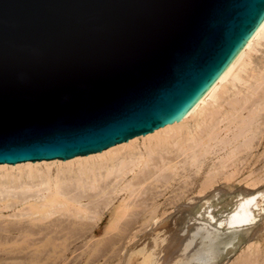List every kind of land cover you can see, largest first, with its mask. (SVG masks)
<instances>
[{"label":"water","instance_id":"obj_1","mask_svg":"<svg viewBox=\"0 0 264 264\" xmlns=\"http://www.w3.org/2000/svg\"><path fill=\"white\" fill-rule=\"evenodd\" d=\"M263 20L264 0H0V163L179 121Z\"/></svg>","mask_w":264,"mask_h":264},{"label":"bare ground","instance_id":"obj_2","mask_svg":"<svg viewBox=\"0 0 264 264\" xmlns=\"http://www.w3.org/2000/svg\"><path fill=\"white\" fill-rule=\"evenodd\" d=\"M261 40H264V20L235 59L179 121L100 151L63 160L0 163V216L6 217L7 213L4 215L3 211L10 208L13 210L11 217H16L12 221L17 224L9 230L39 226L48 233H54L73 228L83 236L89 228L88 233L93 235L103 215L112 212L104 236L88 242L93 246L91 248L100 247L103 253L112 252L103 259L107 264L122 248L127 251L118 256L119 261L115 258L113 262L216 264L224 249H229V246L233 249L240 241L241 237L237 236L239 230H248L227 227L244 225L250 214L264 209L260 205L264 202V189L247 193L249 195L245 197L238 193H224L227 197H222L224 202L221 204L216 202L220 198L219 188H214L220 179L224 183L230 182L245 164H255H251V158L257 157L255 151L264 150V45ZM260 43L263 49H255L261 46ZM253 50H260V55L251 58ZM209 100L212 103L208 104ZM221 128L225 135L219 137ZM212 151L217 153L216 157L213 155L216 161L213 158L208 160L206 175L201 182L198 181L197 193L203 195L199 203L181 204L168 218L164 212L158 215L157 205L164 194L174 192L168 196L172 203L181 199L194 181V178L189 181V172L193 169L191 175L194 176L203 170L204 163L210 159H206L207 154ZM252 174L254 170L242 179L245 185L253 187L264 183V173ZM174 185L178 192L172 189ZM190 211L193 212L188 220L192 225L186 224L183 218ZM148 227L153 230L151 246L147 247L144 241L130 245L131 240ZM134 229L136 231L132 233ZM177 230L183 234L182 240L173 244ZM126 238L129 240L123 246ZM46 241L47 245H54L51 240ZM257 245L254 250H251V245L246 246V256L242 253L238 257L241 260L239 264L264 263V260L259 262V258L256 260L254 257L255 253L259 254Z\"/></svg>","mask_w":264,"mask_h":264},{"label":"rangeland","instance_id":"obj_3","mask_svg":"<svg viewBox=\"0 0 264 264\" xmlns=\"http://www.w3.org/2000/svg\"><path fill=\"white\" fill-rule=\"evenodd\" d=\"M261 43H263L262 45H264V40H261ZM261 43H260V45H261ZM262 45L260 47L258 45L257 46L258 48H255V49H261V48L263 49ZM259 51L258 50H257V52L255 50H253V52L251 51V53H250L251 56L250 57L251 58L252 57L255 58L254 56H257L258 54L260 55ZM224 85L227 86L228 84L224 83ZM210 101L211 100L208 101L209 102L208 104L212 103V101L211 102ZM243 113L245 114V112H243ZM223 132H224L223 129L220 130L219 137L225 135V134H223ZM139 141L141 142V139H139ZM255 141H256V139H255ZM262 149L263 148H260L258 151H255L256 152L255 154H256L257 157H254L255 161L251 158V160H252L251 164L255 163V162L256 163L250 165L251 167L247 166L245 164L244 168H242V169L240 168V170L235 174V176L233 177V179H231L230 182H225L224 183V181H222V179H220L219 181L216 182L217 184L216 183L214 184V188H219V190L217 189L218 191L215 190V192L217 191V192L220 193L219 194L220 198L216 199V202L220 201L221 204L224 202L223 198L227 197V195H224V193H226V194H228L230 192L235 193V194L238 193V194L242 195V197H245V196H248L250 193L251 194L252 193H256V192L264 189V183H260V184H257L255 186H253V187L252 186L250 187V186L245 185L244 184L245 182L242 181L243 178H247V175H248L249 171H251V170H254V174H257V173H259V174L262 173L263 174L264 173V161H263L264 160V158H263L264 157V150H262ZM213 151L215 152V149H213ZM214 152L212 154L211 153L207 154L206 159L207 158H210V159H207V161L205 159L206 162L204 163L203 170L201 169L200 172L195 173V175H196V176L194 175L195 177L192 176L193 172H194L193 169L190 171L192 173L189 172V174H190V176L188 178L189 181L192 180V178H194V181L191 184L192 186L189 185V187H188L192 191H190V189H188L187 192L182 194L183 196L185 195V197L182 196L181 199L177 200L174 203H172L170 201V199L168 198V196L169 197L172 196V193L174 194V192H169L168 191L169 193L168 192L165 193L164 196L160 199V201L161 200L162 201L159 202L158 205H157V209H156L157 211L156 212L158 213V215L164 212L165 218L166 217L168 218L169 216L173 215V213L176 212L175 209H177L178 207L182 206L181 204H185L186 203V204L189 205V203H191V205H195V204L199 203V201L201 200L203 195L202 194L200 195V194L197 193L198 188H199V184H200V183H198V181L201 182L202 177L204 178V176L206 175V172H205L206 168L209 167L208 164H210L209 161L211 160V158L214 159L213 155L216 157L217 153H214ZM259 156H261V157L263 156L262 157L263 159H261V157H259ZM258 157H259V162L257 160ZM238 166L240 167L241 165H238ZM52 172L53 173L55 172L54 168H53ZM254 174H252V175H254ZM198 177L201 178V179H199ZM180 181L182 182V180H180ZM195 183H196V185H195ZM175 185H177V184H175ZM175 185L173 186L174 188L172 187V189L177 188V186L175 187ZM191 187H193V188H191ZM175 190L178 192L177 189H175ZM170 193H171V195H170ZM247 193H249V194H247ZM186 194H187V196H186ZM165 197L168 198V199L166 200ZM171 204H173V205H171ZM260 205H261V207L264 206V202H262ZM12 211L13 210L10 209V208L4 209V211H3L4 215H6V213H7L6 217H1L0 216V224H1L0 225V235H1L0 236V258H1L0 259V264H17V263L18 264H46L47 262H48L47 264H107L106 262H103V259L105 260V258L107 257V254H109L111 251H109L108 253H103L104 251L100 247H97L98 249L96 247L91 248L93 246H89L90 244L88 242L91 243L92 241H96V238H98V237L102 238L104 236V229L106 228L107 224L109 223L110 214L112 212H106L103 215L101 221L98 222V227L96 229V232L93 235L91 233H88L89 232L88 231L89 228H88L86 230L87 233H85L83 236H81L79 231L76 230V229H73V228L72 229H68V230L65 229V230H63L61 232H59V231L58 232H54V233L50 232V233H53V234H50V233L44 231L39 226L27 227L26 229L22 228L21 230H23V231H21V230L18 231L16 229L18 231V233H17V231L15 229H12L13 231H10L9 228L11 229V227L15 228V226H17V224L13 222L16 219V217L15 218H13L14 216L11 217V214L13 213ZM193 211H190V213H187L185 215V217H183V218H185V221L187 222L186 224H188V225H192V221H190V219L188 220V218H190V216L192 215ZM256 212H255V214H253V215L250 214V216H248L247 222H245L244 225L241 224L238 227H236V225L227 227V229H237V228L244 229V228H247L248 230L247 231L239 230L237 236L241 237L240 241L235 243V247H233V249L228 245L229 249H227V250L224 249L223 254L221 255V257L219 258V260L217 261L216 264H233V263H235V264L238 263L239 264L241 260L238 259V257L242 256V253H243V255L245 254L244 250H245V248H246V246L248 244L251 245V247H252L251 250H254V247L258 244L257 245V250H259L258 251L259 254L255 253L254 257H255L256 260L259 258V260H258L259 262L264 260V249H263L264 248V229H263V225H264V209L263 208L262 209H258ZM53 216H55V215H53ZM218 217H219L220 220L223 219L222 216H218ZM5 218H6V220H4ZM176 219L178 220L177 217H176ZM7 220L8 221L10 220V221L8 222ZM1 222H3V225H2ZM11 222H13V223H11ZM140 223H142V220L139 221L138 225ZM223 223L228 224L227 222H224V221H223ZM37 227L39 228L40 231L38 230ZM136 229H134L132 231V233L134 231H136ZM4 232H5V234H4ZM262 233H263V235H262ZM62 234L64 236H62ZM65 235H67V236H65ZM152 235H153V230H152L151 227H148L145 230H143L142 232H139L137 234V237L131 240L130 245H135V244L137 245L140 241L141 242L144 241L145 245L147 247H150L151 244H152ZM174 235L175 236H173V239H172V243L173 244L182 240V235L183 234H181L180 231L177 230ZM27 237H29V238H27ZM47 239L51 240V243L54 244V245H50V244L47 245L46 244V242H47L46 240ZM128 240H129V238L128 239L126 238L123 241V246L125 245L126 242H128ZM54 241H55V243H54ZM255 243H256V245H255ZM246 250H247V248H246ZM246 250H245V252H246ZM95 251H96V253H95ZM125 251H127V250L125 249L123 251V248L120 249V251L117 254V256L114 257V258H111L110 262L108 264H115V263L118 264L117 261H119V258H120L118 256L122 255V253L125 252ZM17 253H19L18 256H17ZM96 254H97V256H96ZM90 255L92 257H90ZM244 256H246V255H244ZM115 258H117L118 260L116 259L117 261L113 262L112 260L113 259L115 260ZM236 258H237V260H236ZM111 261H112V263H111ZM262 264H264V263H262Z\"/></svg>","mask_w":264,"mask_h":264}]
</instances>
